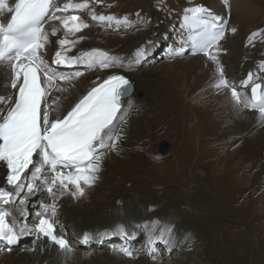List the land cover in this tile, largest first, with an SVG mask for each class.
<instances>
[{
	"label": "bare ground",
	"instance_id": "obj_1",
	"mask_svg": "<svg viewBox=\"0 0 264 264\" xmlns=\"http://www.w3.org/2000/svg\"><path fill=\"white\" fill-rule=\"evenodd\" d=\"M59 2L63 3L64 0H59ZM128 2L125 1V3ZM150 2L151 1H149V3ZM256 2H262L264 4V0H248V2L247 0H234V9L240 7L239 16L242 21L247 19L245 12H248L250 9H247V11L245 7L247 8V6ZM9 4H14V0H9ZM174 4L177 6L176 3H172V5ZM184 4L186 3H182V5ZM122 6L124 7V5ZM219 6L221 8L218 9L216 13H213L221 16L227 22L225 33H230L232 32L231 20L233 17H236L237 14L233 11L234 9L232 10V3L230 1L228 6H225L223 2H221ZM129 7L131 6L128 4V8ZM171 7L172 6H170V8ZM260 7L262 8V5H259L258 8L260 9ZM121 8H119L120 11ZM149 9H146L150 11L147 18L142 23H139L142 25L137 28L134 33L132 31L133 34L130 38H126V36L123 35L125 38L122 37V40L125 39V41L121 46L118 45L120 42H115L112 45H106L109 46L106 48H99L97 45L93 49L88 50L89 45L95 43L93 40V42L88 40L80 41V43L76 44L72 51L67 53L68 56H78L82 52L101 50L107 52L110 56L117 57V66L89 71L84 64L74 65L70 71H81L84 74L72 81L70 84L72 86L64 85L65 87L67 86L68 89L66 92L62 94L54 93V95L63 97L60 110L63 114H66L87 91L95 86L93 81L99 83L108 76L115 74L125 75L135 83V91L130 97L124 100V108L128 111V119L122 128V138L118 142L116 150H109L107 152L101 165V170L98 173L99 178L95 184L92 187H85V194L77 199H74L68 193L59 196L57 191V198L55 201L57 205V214L54 218V222L56 223V234L62 235L69 242L72 251H62L45 237L37 239L36 235L32 234L31 231L27 232L28 229H34L35 225L39 222L40 216L45 212L44 209V212H41L42 214L40 213L32 218L33 212L31 208L35 207L37 204V201H33L32 199L41 197L47 192V189H45L47 186L43 182V179L32 181L30 174L26 173V175L29 176L28 182L34 183L36 187L31 191L25 188L19 193L17 203L7 206L8 210L12 213L11 217H9L10 220L15 219L17 221L20 217L26 220L27 230L23 233L25 241L22 245H19V247L17 246V249L8 251L7 249L9 247H6V249L0 251V264H31V262L32 264H250L248 260V262L246 261L247 248L245 249V247L249 242V239H246V233L244 234L241 232V226L238 228L236 226L238 224L236 223L233 224L232 222L223 221L226 223L222 224L220 219L217 220L218 216L214 215L213 211L222 212L225 216L232 217L233 220L236 219L241 222L246 221L248 224V231L256 238L257 245L256 248L254 247V256H256L257 253L261 254H259L260 256H258V258L253 256L255 262H252V264H264L261 263L264 262L261 260L264 251L262 252L258 238V233H260L259 231L262 225L260 218L264 219V191L259 193L258 200L255 199L257 197H253L252 194L254 193L249 194L242 191V178L236 175L239 173L237 164L229 167L225 162L216 163L222 160L221 156L216 155H220L223 150H230V148L233 147L245 148L249 151L258 148V152L264 153V123L260 121L258 112L244 109L242 106H237L233 100L232 102L230 101L231 105H225L223 109H221V105L220 107L218 106L219 108H214L216 114L211 115L214 121L212 120L211 123L209 116L207 117L209 119H207L208 124L203 121L205 124H203L201 129L199 128L201 134L209 135L212 138L209 139L214 142L211 141V145L197 143L189 146H179L172 155L169 154L170 158L156 157V148L152 145L137 146V144L136 146H128L126 144V136L129 130L133 131L134 129H131L133 127L135 129L138 128L141 119L139 116L140 113L144 112L147 117L149 116L148 121L146 120V124L152 128V125H155L154 117L159 109L161 111V121L169 120L168 118L171 117L169 115H178L181 117L186 114L188 108L191 109L188 104L182 100L184 97L178 94L180 90L177 94L172 93L170 95H163L154 87L159 83L170 81L169 77L164 75L162 71L160 74H156V69L151 70V68L146 69L143 67L145 63L142 62L143 55H139L138 53L142 52L144 48L151 46V44H158L160 39L157 41L154 40L156 37L160 36L167 46L164 56L165 59L169 60V58L177 57L176 61L186 66L189 72L195 67L198 69L201 78L197 80V84L199 82V84L207 88L209 87V83H213V81L217 82L219 79L216 69L208 62L204 61L200 56L187 58L186 53L191 48V44L186 46V43H189V35L186 27L183 25V21L179 18H175L163 28V26L160 25L161 22L156 23L155 21V16L157 15L155 12L156 9ZM251 10L254 11L253 7ZM83 12H85L83 17L92 21V12L88 10ZM255 13L257 12L255 11L254 15H251L255 16ZM175 14L176 13H172V15ZM262 16H264V14ZM51 24H53V28L57 29V35H50L49 37L50 43L46 48L45 54L49 62L52 61L55 51L60 47L57 41L60 39L62 31V27L58 21L47 22V31L51 32ZM130 29L131 28H129V30ZM246 29L249 30L248 28ZM114 31L115 30H113V32ZM101 32L103 33V31ZM253 33L256 32L252 31L247 34L244 32L245 44L249 43V37ZM110 34L113 35V33ZM116 36H118V34ZM260 36H257V38L250 43V47L246 45L247 48H245L243 45L242 49L241 46L243 52L241 49V51L238 52L240 54L239 59L236 57V54L237 50H239L238 43L240 38L231 34L229 39L224 40L225 42L220 45L222 50L219 53L218 59L221 66L224 65L223 70L224 73L226 72L227 74L225 78L242 94L250 95L251 84H249L247 88H244L241 84L242 81L247 79L249 72L252 73L255 83L261 80L264 81V71H261V65H264V40L263 37ZM103 41L106 43L107 40L104 38ZM177 43L182 44L176 45ZM102 45H104L103 42ZM162 65L164 66V64ZM51 67L56 69L54 64H51ZM191 67L193 68L191 69ZM9 74L10 70L4 65H0V96L13 94L14 98L15 90L8 86ZM163 85H165V83ZM165 87L168 88V86ZM191 87L193 88V86ZM226 89L227 94L231 95L230 88ZM140 92H144V98L142 100H139L137 97V94ZM223 92L221 94L226 93ZM221 94L220 96H222ZM226 96L225 99H228ZM219 97H217L218 100ZM217 98L216 101H218ZM225 101L227 103V100ZM220 103L222 104L223 101L218 102L216 105ZM189 104L191 105L190 102ZM201 104L198 105L202 107ZM206 104L207 102L204 106H206ZM4 107L6 111L7 106ZM168 113L170 114L167 115ZM142 116L144 115L142 114ZM245 122L249 124L254 122L256 125H254V127L251 125L245 126ZM171 126L173 125L171 124ZM214 132L216 134L213 135ZM147 136L150 137L152 134H148ZM135 141L137 140L135 139ZM128 143L130 142L128 141ZM160 146L161 144L157 147V151L160 150ZM182 153H184L183 155L186 159L184 160L183 158V163L181 162ZM169 161H171L175 167L177 163L180 164L181 162L183 164L182 166H186L188 170L181 167L183 171H181L182 169L178 172L177 170L174 171L175 174L178 173V176L170 175L169 173L173 170L170 172L169 167H167ZM198 170H201L203 173L199 175L197 173ZM5 173L6 170L3 164H0V178L3 177ZM44 175H48V173H44ZM263 177L264 176H262V178ZM1 186L7 189L5 182L2 183ZM174 186L181 190L173 189ZM47 194L49 193L47 192ZM248 194L250 196H248ZM198 195L202 196L207 204H195V207H191V204L194 203L193 199ZM50 197L52 196L50 195ZM118 201L123 202L124 206L117 205ZM43 202L44 201H42V203ZM51 202L53 203V201ZM208 206L213 208H209ZM25 209H27L28 212H25ZM48 215H51L50 210ZM123 215L126 217V222H121L123 219L121 216ZM73 219L75 222L74 224H72ZM58 223L60 226L57 225ZM140 232L144 234L142 246L135 249L133 258L130 259L125 257L124 249L130 244L133 247L135 246L136 237H138V233L140 234ZM85 234H88L90 237L83 241L82 237ZM108 242H111L113 248L108 253H102L104 245ZM124 242H129V244L123 245ZM89 244L91 245L88 246ZM33 246H36L35 252H33ZM83 246H88V248ZM108 246L110 250V245ZM231 246L232 249L230 248ZM75 247H77V250ZM146 247L147 249H145ZM215 247L219 252H215ZM101 256H104V258Z\"/></svg>",
	"mask_w": 264,
	"mask_h": 264
},
{
	"label": "snow or ice",
	"instance_id": "obj_2",
	"mask_svg": "<svg viewBox=\"0 0 264 264\" xmlns=\"http://www.w3.org/2000/svg\"><path fill=\"white\" fill-rule=\"evenodd\" d=\"M223 3L228 6L229 0ZM89 8L88 0L80 3L74 0L63 3L59 0H14V4L0 0V65L10 70L8 86L15 90L14 98L13 94L0 96V162L7 167L10 186V189L0 186V240L8 245L16 244L19 234L27 230L25 226L17 231V221L9 220L12 213L5 206L16 204L19 193L25 188L31 191L36 187L28 182V173L32 181L43 179L53 203L44 206L45 212L39 222L27 231L37 239L47 238L62 251L71 252L69 242L56 234L57 191L59 196L68 193L74 199L82 197L85 187H92L99 178L107 152L116 150L122 138L128 115L123 101L131 88L124 76L114 74L102 82L93 81L95 86L66 114L60 110L63 97L54 95L66 92L68 89L64 85H70L84 73L59 74L51 64L71 66L79 63L86 65L89 71L117 66L118 58L101 50L67 55L83 39L69 37H76L89 27L77 13ZM91 19L107 22L109 26L113 23L117 27L128 25L126 18L121 21L95 12L91 13ZM183 20L193 54H203L216 65L219 79L215 87L230 88L235 104L258 112L264 123V81L255 83L250 73L241 82L244 88L251 84L248 95L239 92L224 76L218 55L227 22L203 5L186 8ZM51 21H58L65 35L58 39L60 47L49 62L45 55L49 37L57 35L55 28L51 32L46 30V23ZM235 31L233 28L232 32ZM259 35V32L253 33L249 43ZM138 54L143 55L142 52ZM4 106H7L6 111Z\"/></svg>",
	"mask_w": 264,
	"mask_h": 264
},
{
	"label": "rangeland",
	"instance_id": "obj_3",
	"mask_svg": "<svg viewBox=\"0 0 264 264\" xmlns=\"http://www.w3.org/2000/svg\"><path fill=\"white\" fill-rule=\"evenodd\" d=\"M83 0H75L74 2L76 3H80L82 2ZM123 1L125 3L128 2V3H123L121 2ZM141 1V2H140ZM149 1H151L149 3ZM178 1V0H177ZM176 0H102V2H100V0H97V2L95 3H92V0H88L89 4L90 5V8L89 9H85V10H81L79 11L77 14H79L83 20H85L88 24H89V27L84 29L82 32L80 33H77L78 35L76 37H69V39H75V38H78V37H83V39L81 41H94L95 43L94 44H90L89 45V49L88 50H91L93 49L95 46L98 45V47H109V46H106V45H109V44H114L115 42H120L118 45L121 46L123 45L125 39L122 40V37L125 38L123 35L126 36V38H130V36L137 30V28H139L142 24H139V23H142L148 16V13L150 11H147L150 7L149 10H155L156 12V16H155V21L156 23H160V25L163 26V28L165 26H167L169 23H171V21L175 18H179L180 20L183 21V25H184V20H183V17H184V14H185V9L186 8H189V7H194L196 5H203L207 8H209L212 12H215L220 9L221 7L219 6V4L221 2H223V0H179L177 2ZM186 3L184 5H182V3ZM201 1V2H200ZM212 1V2H211ZM231 3H232V10L234 9V0H229ZM136 2V3H135ZM150 4H148V3ZM195 2V3H194ZM248 2V0H247ZM123 3V4H122ZM147 3V4H146ZM172 3H176L177 6L175 5H172ZM262 5V8L260 7V9H263V10H260L258 7L259 5ZM261 3V4H260ZM127 4V5H126ZM128 4L131 6L128 8ZM136 4V5H135ZM159 4V5H158ZM163 4V5H162ZM169 4V5H168ZM180 4V5H179ZM192 4V5H190ZM195 4V5H194ZM217 4V5H216ZM124 5V7L122 6ZM188 5V6H187ZM254 5V6H253ZM263 3L262 2H256V3H253L252 5H249L247 6V8L245 7V9H249L248 12H245L246 14V18L247 19H244L246 21H242V19L240 18L239 16V9L240 7L238 8H235L233 11H235V13L237 14L236 17H233V19L231 20V31L233 28L236 29L235 33L233 32H228V33H225V36H224V39L220 42V45L222 43H224L225 41L224 40H227L229 39V37L231 36V34H233V36H236L238 38H240V41L238 43V49L237 50V58L239 59V53L242 49H243V45L245 48L246 45L248 47H250V43H246L244 42V32L245 34H247L248 32H252V31H255L256 33L259 32L260 33V37H263V40H264V16H262L264 14V7H263ZM116 8H115V7ZM134 6V7H133ZM144 6V7H143ZM148 6V7H147ZM162 6V7H161ZM170 6H172L170 8ZM187 6V7H186ZM219 6V8H218ZM253 7L254 11L251 10V8ZM256 6V7H255ZM258 6V7H257ZM123 7V8H121ZM128 8V11H127V8ZM137 7V8H135ZM256 9H255V8ZM121 8V11L120 9ZM125 8V9H124ZM141 8V9H140ZM145 8V9H144ZM152 8V9H151ZM178 8V9H177ZM147 9V10H146ZM166 9V11H165ZM173 9V10H172ZM184 9V10H183ZM259 9V11H258ZM91 11V12H95L97 15H104V16H113V17H116L117 19L123 21L125 18L127 19L128 21V25H121L119 27H117L115 25V23L112 24V26H109L107 24V22H99V21H95V20H92V21H89V19H87L86 17H83V14L85 12L83 11ZM108 10V12H107ZM125 10V11H124ZM144 10V11H143ZM146 10V11H145ZM162 10V11H161ZM135 11V12H134ZM239 11V12H238ZM257 12L255 13L256 15H254V12ZM262 11V12H261ZM110 12V13H109ZM112 12V13H111ZM116 12V13H114ZM144 12V13H143ZM158 12V13H157ZM168 12V13H167ZM165 13V14H164ZM172 13H176L175 15H172ZM250 13V14H249ZM133 14V15H131ZM144 14V15H143ZM253 14V15H251ZM163 17H162V16ZM249 15V16H248ZM122 16V17H121ZM133 16V17H132ZM168 16V17H166ZM252 16V17H251ZM251 17V18H250ZM162 18V19H161ZM87 19V20H86ZM166 19V20H165ZM168 19V20H167ZM170 19V20H169ZM239 19V20H238ZM263 19V20H262ZM165 21V22H164ZM233 21V22H232ZM241 21V22H240ZM251 21V22H250ZM168 22V23H167ZM245 22V23H244ZM131 23V24H130ZM255 23V24H253ZM258 23V24H257ZM251 24V26H250ZM134 27H133V26ZM245 25V26H244ZM96 26V27H95ZM106 26V27H105ZM132 26V27H130ZM138 26V27H137ZM185 26V25H184ZM52 27V28H51ZM53 24L50 25V29H53ZM93 27V28H92ZM115 27V28H114ZM136 27V28H135ZM241 30H240V28ZM256 27V28H255ZM92 28V29H90ZM99 28V29H98ZM102 28V29H101ZM104 28V29H103ZM107 28V29H105ZM129 28H131L129 30ZM135 28V29H134ZM246 28H248L249 30H247ZM255 28V30H254ZM94 29V30H93ZM226 29V28H225ZM98 30V31H97ZM106 34H105V32ZM113 30H115L113 32ZM121 30V32H120ZM187 30V33L189 35V32H188V29L186 28ZM247 30V31H245ZM252 30V31H251ZM95 31V32H94ZM100 31V33H99ZM103 31V33L101 32ZM108 31H109V34H108ZM112 31V32H111ZM126 31V32H125ZM133 31V33H132ZM241 31V32H240ZM91 32V33H89ZM125 32V33H124ZM110 33H113L110 34ZM116 33V34H115ZM130 33V34H129ZM187 33H186V37H187ZM118 34V36H116ZM129 34V35H128ZM65 35L64 33V29L62 28V31H61V34H60V38H63ZM120 35V36H119ZM227 35V36H226ZM95 36V37H94ZM128 36V37H127ZM242 37V39H241ZM95 38V39H93ZM101 38H102V41H101ZM104 38L107 40L106 43H104ZM112 38V39H111ZM117 38V39H116ZM90 39V40H89ZM98 39V40H97ZM111 39V40H110ZM160 39V40H159ZM115 40V41H114ZM154 40H159L158 41V44H151V46L149 47H146L144 48V50H142V53H143V61L142 62H145L144 63V66L146 69H156V74H160L161 71L164 75H166L167 77L170 78V81L168 82H162V83H159L158 85H155L154 87L157 88V91L159 93H162L163 95H170V94H178L182 97H184L182 100L188 104V106L191 108V109H187V112L186 114L182 115L181 117H179L178 115H169L170 113H168L167 115L171 116L170 118H168L169 120H162L161 121V111L160 109L157 110L156 112V115H155V125H152L153 127L151 128V126L149 127L146 122L148 121L149 119V116L147 117L146 113L142 112L139 114L140 116V123L138 125V128H131V129H134L133 131L132 130H129L128 132V135L126 136V144L128 146L130 145H145V146H154L156 148V157H161V158H170V155H172L178 148L179 146H189V145H193V144H197V143H200V144H209L211 145L212 142H214L213 140H210L212 139L209 135H204V134H201V132L199 131L201 129V127L203 126V124H205V122L207 123V121L209 119H211V123H212V116L211 115H214L216 114V112L214 111V108H219L220 105L222 106L221 109H223V106L225 108V105L229 106L231 105V102H232V97L230 94H227V89L226 88H223L222 91L221 89H217L215 87V84L217 83L216 81H213V83L211 82L212 79H211V83H209V87L205 88L204 86H202L201 84H197V80L201 78V75H200V72L198 71V69L193 68L191 67V72L188 71L187 67L180 64L179 61H176L177 57H172V58H169V60L165 59L164 56H165V50H166V44L165 42L163 41V39L158 36L156 37ZM243 40V41H242ZM92 41V42H93ZM122 41V42H121ZM102 42L104 45H102ZM189 43H186V46H189L190 45V40H188ZM244 43V44H243ZM182 43H177L176 45H181ZM241 46H242V49H241ZM149 48V49H148ZM159 49V50H158ZM241 49V50H240ZM186 51V50H185ZM181 52H184V51H181ZM187 52V51H186ZM184 52V53H186ZM243 52V50H242ZM158 54V55H157ZM182 54V53H181ZM187 54V58H192V57H197V56H200L201 58L204 59V61L208 62L212 67H214L216 69V65L208 60L207 57H205L203 54H193V50L192 48L189 49V51L186 53ZM193 54V55H192ZM145 55V56H144ZM184 55V54H182ZM219 56V55H218ZM186 57V56H184ZM186 58V59H187ZM150 59V60H149ZM164 61V62H162ZM166 61V62H165ZM171 61V62H168ZM174 61V62H173ZM160 62V63H159ZM178 63V64H177ZM160 64V65H159ZM164 64V66L162 65ZM75 65H79L78 64H75ZM157 65V66H156ZM54 66L56 67L55 71L59 74H63V75H71L73 74L75 71H70V69L74 66V65H71V66H60V65H55ZM149 66V67H148ZM152 66V67H151ZM224 65H222L223 67ZM175 68V69H174ZM83 71V69H82ZM158 71V72H157ZM180 71V72H179ZM188 72V73H187ZM174 73V74H173ZM180 73V74H179ZM187 73V74H186ZM186 74V75H185ZM177 75V76H176ZM219 75V74H218ZM226 72L224 73V76H226ZM176 77V78H175ZM183 77V78H182ZM186 78V79H184ZM193 78V79H192ZM184 79V80H183ZM189 79V80H188ZM196 79V80H195ZM192 80V81H191ZM187 81V83H186ZM196 81V82H195ZM216 82V83H215ZM165 83V85H163ZM195 83V84H194ZM167 84V85H166ZM212 84V85H211ZM160 85V86H159ZM174 85V86H173ZM179 85V86H178ZM201 85V86H200ZM211 85V86H210ZM214 85V86H213ZM72 86V85H70ZM163 86V87H162ZM165 86H168L165 87ZM173 86V87H172ZM188 86V87H187ZM193 86V88L191 87ZM67 87V86H66ZM69 87V86H68ZM159 87V88H158ZM170 87V88H169ZM185 87V88H184ZM187 87V88H186ZM199 87V88H198ZM201 87V89H200ZM203 87V88H202ZM212 87V88H211ZM216 89H215V88ZM172 88H175V89H172ZM178 88V90H177ZM189 88V90H188ZM165 89V90H164ZM201 91H200V90ZM163 90V91H162ZM167 90V91H166ZM172 90V91H171ZM198 90V91H197ZM209 90V91H207ZM171 91V92H170ZM200 91V92H199ZM219 91V92H217ZM226 93H224V92ZM231 91V89H230ZM181 92V94H180ZM184 92V93H183ZM187 92V93H186ZM192 92V93H191ZM204 92V93H202ZM213 92V93H212ZM216 92V93H215ZM224 93L226 98L229 99H225V96L224 94H221V93ZM142 93V96L139 97V94H137V97L139 98V100H142L144 98V92H140ZM165 93V94H164ZM191 93V94H190ZM195 93V94H194ZM208 93V94H207ZM200 94V95H199ZM206 94V95H205ZM220 96V94L222 96L220 97H223V98H220L218 95ZM188 95V96H186ZM190 95V96H189ZM203 95V96H202ZM206 96V99H205V96ZM209 95V96H208ZM229 95V96H228ZM198 96V97H196ZM202 96V97H200ZM209 98H208V97ZM216 96V97H215ZM191 97V99H190ZM201 100H200V98ZM204 97V98H203ZM219 97V100L218 98ZM188 98V99H186ZM208 98V99H207ZM216 98L218 101H216ZM185 99V100H184ZM204 99V100H203ZM192 100V101H190ZM203 100V101H202ZM216 102H215V101ZM227 100V103L226 101ZM207 102L206 106H204V104ZM212 101V102H211ZM223 101V103L219 104V105H216L218 104V102H221ZM231 101V102H230ZM189 102L191 103V105L189 104ZM202 104H201V103ZM215 102V103H214ZM225 103V104H224ZM198 104H201L202 107ZM210 105V106H209ZM193 106V108H192ZM213 106V107H212ZM219 106V107H218ZM199 109H198V108ZM204 107V109H203ZM208 109H207V108ZM210 108V109H209ZM158 109V108H157ZM194 109V110H192ZM201 109V110H200ZM212 109V110H211ZM194 111V112H193ZM201 111V112H200ZM204 113H203V112ZM212 111V112H211ZM214 112V113H213ZM195 113V114H194ZM213 113V114H212ZM142 114L144 116H142ZM138 116V118H139ZM175 118H174V117ZM206 116V117H205ZM210 116V117H209ZM143 117V118H142ZM173 117V118H172ZM179 117V118H178ZM205 117V118H204ZM209 117V119L207 118ZM145 118V119H144ZM181 118V119H180ZM128 119V117H127ZM180 119V120H178ZM208 119V120H207ZM145 120V121H144ZM147 120V121H146ZM176 120V121H175ZM166 121V123H165ZM173 121V122H171ZM205 121V122H203ZM214 121V120H213ZM179 122V123H178ZM202 123V124H201ZM160 124V125H159ZM171 124L173 126H171ZM208 124V123H207ZM177 127H176V126ZM245 126H248V125H251L254 127V125H256L254 122L252 123H246L244 124ZM200 126V127H199ZM243 126V125H242ZM144 127V128H143ZM149 127V128H147ZM170 127V128H168ZM141 128V129H140ZM200 128V129H199ZM138 129V130H137ZM150 129V130H149ZM175 129V130H174ZM148 132H146V131ZM150 132H149V131ZM131 131V132H130ZM141 132V133H140ZM134 133V134H133ZM139 133V134H138ZM148 134H152V136L148 137L147 135ZM216 134L215 132L213 133V135ZM137 135V136H136ZM131 136V137H130ZM134 136V137H133ZM139 136V137H138ZM141 136V137H140ZM133 138V139H132ZM138 138V139H137ZM140 138V139H139ZM210 138V139H209ZM135 139L138 141H135ZM131 140V141H130ZM133 140V141H132ZM141 140V141H140ZM128 141L130 143H128ZM167 141L169 144H170V147L167 151L166 154L164 155H161L159 153V151H157V147L161 144V142H165ZM212 141V142H211ZM132 142V143H131ZM258 148H255L253 149L252 151H249L245 148H239V147H233V148H230V150H223L222 153L220 155H216V156H221L222 157V160L221 161H218L216 163H222V162H225L227 164V166L231 167L233 166L234 164H237V166L239 167V173H237L236 175H239L241 176L242 178V183H243V187L241 186V189L242 191H244L245 193H254L252 194L253 197H257L255 199L258 200V195L259 193H261L262 191H264V177L262 178L263 173H264V153L262 154V152H258L257 151ZM170 154V155H169ZM184 153H182V157H181V162L183 161V158L184 160L185 157L183 155ZM169 155V157H168ZM181 166L179 163H177L176 167L174 166V164L169 161L168 162V166L169 167V171L172 172L169 173L170 175H175V176H178V173H174L175 170L180 171V169H182L181 167H183V169H187L186 166H182L183 162L181 163ZM174 166V167H173ZM183 169L181 171H183ZM188 170V169H187ZM255 170V171H254ZM252 171V173H251ZM263 172V173H262ZM197 173L199 175H201L203 172L201 170H198ZM260 173V174H259ZM262 173V174H261ZM232 174V172H231ZM179 175L182 177V175L179 173ZM249 178V179H248ZM246 179V180H245ZM254 181V182H253ZM249 185V186H247ZM45 189H47L45 187ZM173 189L175 190H181L180 188H176L175 186L173 187ZM47 191V190H46ZM85 192H86V189H85ZM248 194V196H250ZM49 194H47V192H45L41 197H35L34 199H32L33 201H37V204L35 207L31 208V211L33 212L32 214V218L33 217H36V215L40 214L41 212L43 213L44 211V206L45 205H49L51 204L53 201V198L50 197ZM200 197V198H199ZM45 198V199H44ZM47 198H48V201H47ZM52 198V200H51ZM194 200V203L191 204V207H195V204L196 205H203L204 203H206L205 199L198 195V196H195V198L193 199ZM42 201H44L42 203ZM46 201V203H45ZM49 202V204H48ZM41 203V205H40ZM117 205H120V206H124L123 202H120L118 201L117 202ZM209 208H213V207H210L208 206ZM40 209V210H39ZM39 210V211H38ZM25 212H28L27 209L24 210ZM39 213H38V212ZM41 213V214H42ZM214 215L218 216L217 217V220H221L222 224L226 223V222H223V221H228V222H232L233 224L236 223L238 225H236L238 228H240L241 226V232H243L246 236V239H249L248 241V244L246 245L245 249L247 251V256H246V261L248 260L250 262V264H252V262H255V258H258V256H260L258 253L256 256H254V253H255V248H256V238L255 236H253V234H250V231H248V224L246 223V221H239V220H233L232 217L230 216H225V214H223L222 212H217V211H213ZM123 217V219L121 220V222H126L127 220L125 219L126 217L121 216ZM245 220V219H244ZM261 222H262V225H261V229L263 230L264 229V219L260 218ZM26 220H23L21 219V217L19 218V222H18V227H25L26 226V229H27V225H26ZM74 219H73V222L72 224H74ZM244 223V224H243ZM23 224V225H22ZM58 226L59 223L57 224ZM119 226V225H118ZM117 226V227H118ZM247 227V228H246ZM260 229V233H258V238H259V242H260V246L262 248V252L264 251V230L262 231ZM30 230V229H28ZM245 231V232H244ZM28 232V231H27ZM23 235V234H22ZM251 235V236H250ZM250 236V237H248ZM262 236V237H261ZM89 238L90 236L88 234H85L83 237H82V240H85L86 238ZM143 237H144V234L140 232V234L138 233V237H136V240H135V246H131V244L127 247L130 248V250L133 252L134 254V251L136 248L142 246V242H143ZM23 240L20 242V245H22L25 241V236H22ZM254 240H253V239ZM262 240V241H261ZM246 241V240H245ZM126 244H129V242H124L123 245H126ZM263 244V245H262ZM91 244H89L88 246H90ZM110 245V250H109V246ZM88 246H83V247H86L88 248ZM19 247V246H18ZM255 247V248H254ZM35 248L36 246H33V252H35ZM76 250H77V247H75ZM113 248L111 242H108L106 245H104V248H103V251L102 253H108L109 251H111V249ZM232 249V246L230 247ZM252 248V249H251ZM6 249V248H4ZM11 249H17V247H14V248H11ZM107 249V250H106ZM147 249V247L145 248ZM143 249V250H145ZM252 250V252H251ZM249 251V252H248ZM215 252H219V250L215 247ZM120 253V252H119ZM151 256V255H149ZM253 256L255 258H253ZM102 258H104V256H101ZM125 257H127L125 255ZM131 259V257H128ZM133 258V257H132ZM100 260V259H98ZM262 261H264V253H263V258L261 259ZM247 261V262H248ZM115 263V261H114ZM261 263H264V262H261ZM32 264V262H31Z\"/></svg>",
	"mask_w": 264,
	"mask_h": 264
},
{
	"label": "water",
	"instance_id": "obj_4",
	"mask_svg": "<svg viewBox=\"0 0 264 264\" xmlns=\"http://www.w3.org/2000/svg\"><path fill=\"white\" fill-rule=\"evenodd\" d=\"M139 96H142V93H139ZM169 147H170V144L167 141L162 142L161 146H160V150H159L160 153L161 154H166L168 149H169Z\"/></svg>",
	"mask_w": 264,
	"mask_h": 264
}]
</instances>
